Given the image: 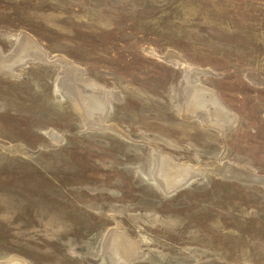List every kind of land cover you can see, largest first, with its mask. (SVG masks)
Masks as SVG:
<instances>
[{
  "label": "rangeland",
  "instance_id": "1",
  "mask_svg": "<svg viewBox=\"0 0 264 264\" xmlns=\"http://www.w3.org/2000/svg\"><path fill=\"white\" fill-rule=\"evenodd\" d=\"M0 64V259L264 264V0H0ZM192 79L228 129L184 116ZM154 151L201 173L169 192Z\"/></svg>",
  "mask_w": 264,
  "mask_h": 264
},
{
  "label": "bare ground",
  "instance_id": "2",
  "mask_svg": "<svg viewBox=\"0 0 264 264\" xmlns=\"http://www.w3.org/2000/svg\"><path fill=\"white\" fill-rule=\"evenodd\" d=\"M17 45H18L17 46L18 52L16 51V53H15V51H14L16 56H15V54L11 56V57H13L12 60L15 61L12 64V66H19V65L24 66L29 61H32V60L35 61L37 59L38 60H41V59L44 60V58H43L44 56L42 55L41 50L32 41V38L30 39L28 37H22L18 41ZM67 64L69 65V63H66V65ZM1 67L2 66L0 64V69H1ZM69 70L76 73L75 69L72 66H69ZM9 74L14 76L15 72H9ZM194 76H193V78H194ZM188 77H190V76H188ZM82 79H83V76H82ZM73 82H74V80H73ZM200 86L201 85H198L197 83H195V81L193 79H192V81L187 82L185 101L183 102L184 116H186L187 118H194L195 114L199 112L203 115L204 120H207L206 121L207 123H205V125H213V126H216L217 128H219L220 131H225L229 127V118L228 117H230V116L227 114V112H225V108H223L224 106L216 98L208 99V96H210L208 93H210L211 91L209 90L210 91L209 92L208 90H205V88H201ZM84 87H85V85H84ZM98 89H88V90H90V93L92 94V96H90L88 93L86 95H83L77 86H75L74 84H71V82H69V83H65L62 87L58 86L57 92L62 94L63 97L68 98L71 106L74 108V110L81 117H84V118H86L87 121L91 122V121H94L100 117V115L97 114V113H99L98 112L99 110L97 109L98 103H97V99L95 98V96H97L98 93L100 92L99 91L100 89L99 90ZM86 90H87V87H86ZM110 91H112V90H110ZM201 91H205V92H202V94H201L200 93ZM95 92L97 95H95ZM198 93H200V94H198ZM100 118H102V117H100ZM231 120H233V119H231ZM48 133H49L48 135L50 137L55 135L54 133H51V132H48ZM54 137L55 136H53L52 138H54ZM54 140H56V139H54ZM56 141H58V140H56ZM153 159H154V164H153L154 165V172L155 173L157 172L158 174L160 173L159 174L160 184L162 185V188H166L165 184H168L169 188H166V190H168L169 192H173V191L177 190L179 187L187 184L188 183L187 181L190 178L192 179L201 173L200 169L197 172L196 170H193L190 167L183 168L181 170V172L179 173L180 170L177 169V167H176L177 165L172 166V167H168V170L167 169L165 170L164 168L167 167L166 165H167L169 160H167V157L163 156V154L159 153L158 151H154ZM168 166H169V164H168ZM109 239L111 240V238H109ZM112 240H113V238H112ZM109 245H110V243H109ZM126 245H127V243H126ZM110 247H111V245H110ZM103 248H105V247H103ZM110 261L112 262V264H127V262H125V261L123 262V261L116 259V258L113 260L110 259ZM0 264H28V263H26V261H24L21 258H17L15 256H10V257H6L4 259H0Z\"/></svg>",
  "mask_w": 264,
  "mask_h": 264
},
{
  "label": "water",
  "instance_id": "3",
  "mask_svg": "<svg viewBox=\"0 0 264 264\" xmlns=\"http://www.w3.org/2000/svg\"><path fill=\"white\" fill-rule=\"evenodd\" d=\"M15 52L17 51V47H16V49L14 50ZM15 54V53H14Z\"/></svg>",
  "mask_w": 264,
  "mask_h": 264
}]
</instances>
